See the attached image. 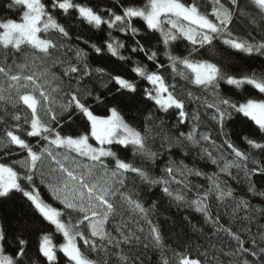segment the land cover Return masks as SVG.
Listing matches in <instances>:
<instances>
[{"label": "snow or ice", "instance_id": "1", "mask_svg": "<svg viewBox=\"0 0 264 264\" xmlns=\"http://www.w3.org/2000/svg\"><path fill=\"white\" fill-rule=\"evenodd\" d=\"M14 5L21 6L19 20L5 18L0 21V47L20 50L22 45L31 46V49L43 60H53V64H63L64 61L53 59L54 54L61 49H66L75 54V63L68 62L63 70V76L69 80L68 91L61 77L51 75L44 71L34 72L28 75H10L11 69L0 66V74L7 78L8 87L0 86V101L9 100L13 97L11 92L16 90V102H22L30 110V119L25 117V124L29 125L26 135L38 138V143L33 146L26 142L21 135L16 134L20 128L17 123L12 130L6 129L5 140H0V147L9 145L17 146L23 150V159L4 162L0 160V210L7 213L5 205L13 201L19 195L26 200L44 221L55 226L57 233H61L64 243L59 245L58 251L67 258L68 264H110L101 258L94 260L86 255L82 246L99 254L101 251L121 249L118 255V264H129L128 257L123 254L122 245L129 247L142 241L143 228L139 229V235L126 223L118 229L119 238L113 237L107 230L106 225L110 218H115L125 206L132 213L142 216L149 225V237L152 242L159 245L161 234L158 226L153 225L149 219L150 209L145 208L139 199H134L135 192L127 190L126 178L134 174L142 182L149 185H163L162 192L176 201H184L182 194H174L170 185L183 183L188 176H200L198 170L188 168L182 163L177 166L176 162L169 159L168 164L162 170L164 175L153 178L148 171L134 166L119 155L114 149L127 152L131 149L133 156L154 161L158 153L152 152L148 139L153 132V127L160 129L162 139L167 140L168 147L174 145L180 147L183 142L201 146V154L211 160L213 164L223 166L219 168L221 173L229 172L231 168L241 169L246 167L248 156L237 148L225 131L227 125L235 115L242 114L264 131V99L247 98L244 102H238L231 97L220 93V82L240 88L247 84L264 94V74L257 75L255 71L240 77L228 75L222 66L208 59H193L200 54L201 49L211 48L213 43L219 40L228 49L236 54H258L264 56V39L256 42L254 38L243 39L234 36L230 25L234 17L248 15L241 10L239 0H230L231 8L225 7L220 0H213L211 13L201 12L196 0L191 3L185 0H146L143 6L129 4L121 6V13L117 14L113 9L96 10L86 4L74 3V0H50L51 7H47L42 0H13ZM258 10V14L264 19V0H251ZM10 5L9 7H11ZM58 11L65 17L75 14L81 22L101 29L106 26L107 37L98 42L85 40L80 36L76 40L98 55L111 54L119 61H128L131 58L121 54L126 48L123 40L112 35V30H118L133 38L132 53H144L147 60L155 64V71H149L146 65L139 61H133L135 67L132 71L141 79L147 81L150 87L143 89L138 95V85L135 81L125 78L123 75H113L105 68H91L88 64L89 53L78 45H65L61 40H70V32L67 27L54 18L52 11ZM107 13V18L101 14ZM210 16L212 18H210ZM133 18L142 19L153 33L160 34V43L164 46L163 55L167 65L158 62V53L146 48L137 35L144 38V33L133 26ZM255 23V18H253ZM53 33L55 38L47 34ZM42 34H44L42 36ZM187 41L190 45L187 56L173 55L172 47L176 42ZM35 66V61H33ZM25 64L23 67H27ZM169 68L173 76H179L187 81L188 85L197 89H203L211 94V101L194 96L186 88L177 91L176 84H169L161 70ZM93 73L98 77H107V81L101 86L105 92L93 94L94 90L87 86L80 87L83 81L91 79ZM190 74V75H189ZM51 75V79L49 76ZM75 80L76 87L71 82ZM23 81V84H21ZM115 85L113 91L109 85ZM30 89V91H29ZM23 91L24 94H21ZM8 93L5 96V93ZM63 93L61 97L60 94ZM107 93V94H105ZM152 101L157 111L168 113L175 109L177 124L183 125L191 118L194 123L190 131L172 139L166 135L163 121L156 124V117H145L143 130L130 124L122 114V108L132 104L142 103L143 100ZM62 102L57 106V101ZM186 101H196L202 104L207 111L211 112V120L224 137L223 144L217 145L208 132H198L200 117L194 111H186ZM103 108V114H97L96 109ZM19 121L20 116H14ZM80 121L83 124L82 132L64 134V121ZM153 127H149V125ZM249 146L264 151V143L257 142L247 136L243 137ZM93 141L95 143H93ZM203 145H210L213 150ZM225 146L231 151L234 158L224 160V157L214 156L213 152L223 153ZM11 153H6L10 156ZM48 163L45 172L43 166ZM18 166V167H17ZM19 168V170H18ZM23 172V175L21 174ZM264 174V167L250 170ZM179 174L183 180H176ZM247 174V173H246ZM37 178L40 184L47 185L53 200L58 201L62 208L54 207L46 202L36 186ZM253 190V189H250ZM211 193L216 194L219 200H225L233 196L229 189L225 191L221 184L212 180ZM210 192H205L198 199L190 202L195 210L204 214L206 222L218 226L220 215L215 216L209 212L207 200ZM155 205H153V208ZM242 209L248 208L247 201H241ZM71 213H76L75 222ZM67 216V222L63 217ZM250 219V218H249ZM6 215L0 216V264H23L26 255V241L13 235L15 246L11 252L4 247L8 243V229L6 227ZM86 226V231L80 227ZM223 231L226 238L235 241L236 244L229 253L221 249V256L228 258L229 264H264V237L258 243L255 239L248 242L242 239V234L232 231L231 228L217 229ZM82 241V245L79 243ZM39 252L48 264H58L57 248L53 244L51 234H43L40 240ZM175 264H205L206 253L191 254V249L174 254ZM131 264H135L132 261ZM163 264H169L164 260ZM208 264H212L211 261ZM217 264H223L218 261Z\"/></svg>", "mask_w": 264, "mask_h": 264}, {"label": "trees", "instance_id": "2", "mask_svg": "<svg viewBox=\"0 0 264 264\" xmlns=\"http://www.w3.org/2000/svg\"><path fill=\"white\" fill-rule=\"evenodd\" d=\"M42 2L47 7H51L50 0H42ZM145 2L146 0H74V3L86 4L98 11L111 8L117 14L121 13V6L126 7L129 4L143 6ZM185 2L191 3L192 0H185ZM196 3L201 12L211 13L213 0H196ZM220 3L225 7H232L230 0H220ZM239 3L241 10L248 13V15H240L238 13L230 25L231 32L234 36L243 39L254 38L256 42L261 41V39H264V19L260 17L258 10L252 4L251 0H239ZM10 5L12 6L9 7ZM23 10L25 9L21 6L14 5L13 0H0V21H3L5 18L19 20V13ZM101 14L107 18L106 12H101ZM52 15L67 27L70 32V40H61L59 42L65 45H78L84 48L89 53L88 64L91 68L102 67L113 75H123L129 80L135 81L139 89L138 95L143 92L144 88L150 87L147 81L139 78L132 71V68L135 67L133 61H139L142 65H146L149 71L156 70L155 64L148 61L144 53H132L130 51L134 43L131 36L125 35L118 30H112V35L123 40L126 44V48L121 50V54L131 58L128 61H119L117 58L112 57L111 54H95L90 48L85 47L83 43L76 40V37L80 36L85 40L98 42L107 37L108 29L106 26H102L101 29H95L87 25L86 22H81L75 17V14L71 17H65L64 14L53 10ZM210 18L212 17L210 16ZM253 18H255V23L252 22ZM132 24L141 33L145 34L144 38L137 35L135 39H139L146 48L157 51L158 62L167 65L168 62L163 55L164 46L160 43V34L147 30L145 22L140 18H133ZM47 35L55 38L53 33ZM189 48L190 45H188L187 41H178L173 45L172 53L173 55L187 56ZM53 59L62 60L64 63L53 64V60L51 59L43 60L28 45H22L20 50L11 47L8 49L0 47V66L10 68V75H28L47 69L51 75L63 79L65 91H68L67 85L69 84V80L63 76V70L68 66L69 61L75 63L74 51L69 52L66 49H61L59 53L54 54ZM193 59L211 60L222 66L224 72L228 75L237 77L251 74L253 71L257 75L264 74V56L258 54H252L251 56L243 53L236 54L233 50L224 46L219 40L214 42L211 48L201 49L200 54L194 56ZM33 61H35V66L33 65ZM25 64L28 65L26 68L23 67ZM161 74L164 75L169 84H176L177 91L183 87L191 91L194 96L201 97L202 100L208 99L211 101L210 93L188 85L187 81L181 79L179 76L174 77L169 68L162 69ZM51 75L49 79H51ZM107 79V77H98L93 73L92 78H86L80 87L87 86L89 89L94 90V95L99 94L105 92L101 85ZM8 83L7 78L0 74V86L7 89ZM21 84H23V81H21ZM71 84L73 88L77 86L75 80ZM109 87L115 91V85L110 84ZM220 93L238 102H244L247 98L264 99V94L259 93L258 90L247 84L236 88L221 81ZM21 94H24L23 91H21ZM7 95L8 93L6 92L5 96ZM11 96L13 97L11 101H0V140H5L6 129L12 130L19 123L20 128L16 130V134L21 135L26 142L35 146L38 143V138H32L26 135L27 130H29V125L24 122L25 117L30 119V110L22 102H16L15 89L12 90ZM60 96L62 97L63 93ZM60 102L62 101L58 99L57 106ZM96 111L97 114H103L102 106L97 108ZM186 111L189 113L195 111L199 115L198 132H208L212 139L216 141L217 145L223 144L224 137L219 133L215 122L211 120L210 111H207L201 103L196 101H186ZM122 114L130 124L140 130L144 128L145 117L152 115L156 117V124H160V121L164 122L163 128L166 131V135L172 139H175L180 132L187 134L194 123L189 118L185 124H177L175 109H170L168 113L157 111L154 103L147 100V98L142 103L123 107ZM17 115L21 118L19 121L13 119ZM62 123H64V134L83 131V124L78 120L70 123L64 121ZM149 127L153 126L150 124ZM225 131L230 134L234 145L248 156L246 167L241 169L233 167L229 170L230 174L219 171V168L223 166V161L219 165H216L203 156L200 145H192L182 141L180 147L174 145L169 148V142L162 139L160 129L155 127H153V132L149 136L147 144L152 152L159 154L154 161L142 158L139 155L133 156L131 149L127 152L120 151L119 147L114 149L119 151L122 159L133 163L136 167L145 169L153 178H159L164 175L162 170L168 164L169 159L175 161L177 166L182 163L188 168L198 170L202 173L198 177L195 175L188 176L187 180L183 183L173 182L170 185V189L174 194L179 193L185 197L184 201H176L172 197L164 194L162 192L163 185H149L142 182L134 174L127 176V190L135 192L136 196L133 198L139 199L145 208L150 209L149 219L153 225L159 227L161 234L160 244H154L149 237V225L147 221L142 216L132 213L126 206L119 211V214L115 218H110L106 225V230L116 238H119L118 229L125 223L130 225L133 230H136L138 235L140 234L139 229H144L141 242L132 247L122 245L123 254L128 257L129 264L132 261H135V264H163L164 260H168L169 264H175L176 256L174 254L181 251L186 252L188 249H191L193 256H196L197 252L202 254L206 253L205 264H208L209 261L212 264H217L218 261H222L223 264H229L228 258L221 256V249L224 253H229L236 242L226 238L225 233L222 230L218 231V228H231L232 231L242 234V239L246 241L245 246H248V242L253 239L259 243L261 238L264 237V174H261L259 171L255 173L250 171L254 168L264 167V151L252 148L243 140V137L247 136L257 142L264 143V131H261L254 122L243 117L242 114L235 115L233 120L225 128ZM5 143H7L6 140ZM203 147H208L209 150H213L210 145H203ZM6 153H11V155L6 156ZM213 154L214 156L222 155L224 160H232L234 158L226 146L223 153L214 151ZM24 155V151L20 150L17 146L9 145L0 147V160L4 162L11 163V161L23 159ZM43 170L47 172V162H45ZM21 174L23 175L22 171ZM213 179L220 183L225 191L230 189L233 192V196L225 200L217 199L216 194L210 192ZM176 180L180 181L183 178L177 174ZM36 186L46 202L52 204L54 207L62 208V205L58 201L52 199L47 185L40 184L39 178H37ZM205 192H210L207 200L204 201L209 206V212L213 216L217 213L220 215L218 226H213L206 222L204 214L197 212L195 206L190 204L192 200L198 199ZM241 201H247V209L240 207ZM153 205H155L154 208ZM5 208L8 210L7 213L4 210H0V216L6 215L7 217L8 243L4 245L7 251L11 252L15 246L13 235L19 236L27 242L23 264H48L46 258L39 252L42 235L45 233L51 234L56 248L57 245L64 242L63 235L57 233L55 226L44 221L35 213L28 202L19 195L5 205ZM71 215L74 218L73 222H75L77 214L71 213ZM63 219L67 222V216L63 217ZM80 230L86 231V226L82 225ZM79 243L82 245V241ZM58 249V264H67V258ZM81 250L94 260L99 261L103 258L106 261H110V264H118V255L121 253L120 248L115 250L109 248L108 251H101L99 254L83 246Z\"/></svg>", "mask_w": 264, "mask_h": 264}, {"label": "rangeland", "instance_id": "3", "mask_svg": "<svg viewBox=\"0 0 264 264\" xmlns=\"http://www.w3.org/2000/svg\"><path fill=\"white\" fill-rule=\"evenodd\" d=\"M93 143H95L94 141H93ZM53 241V240H52ZM64 243V242H63ZM53 244L56 246V244H55V242L53 241ZM57 248H59V245H57ZM68 264V263H67Z\"/></svg>", "mask_w": 264, "mask_h": 264}]
</instances>
